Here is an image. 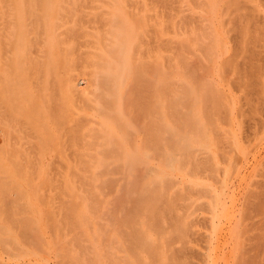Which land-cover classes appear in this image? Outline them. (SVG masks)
Returning a JSON list of instances; mask_svg holds the SVG:
<instances>
[{
  "label": "rangeland",
  "instance_id": "obj_1",
  "mask_svg": "<svg viewBox=\"0 0 264 264\" xmlns=\"http://www.w3.org/2000/svg\"><path fill=\"white\" fill-rule=\"evenodd\" d=\"M0 264H264V0H0Z\"/></svg>",
  "mask_w": 264,
  "mask_h": 264
}]
</instances>
